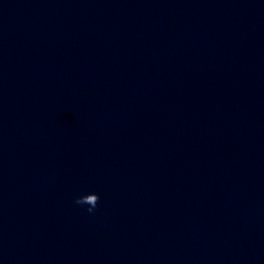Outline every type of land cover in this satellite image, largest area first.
<instances>
[{"label":"clouds","instance_id":"clouds-1","mask_svg":"<svg viewBox=\"0 0 264 264\" xmlns=\"http://www.w3.org/2000/svg\"><path fill=\"white\" fill-rule=\"evenodd\" d=\"M99 199V195L95 192H88L77 196L74 200V203L80 206L87 205V211L92 213L96 209Z\"/></svg>","mask_w":264,"mask_h":264}]
</instances>
